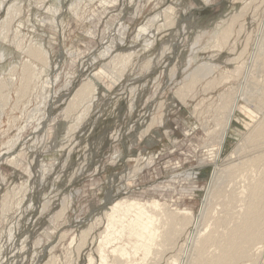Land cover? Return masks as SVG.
Wrapping results in <instances>:
<instances>
[{"label":"rangeland","instance_id":"1","mask_svg":"<svg viewBox=\"0 0 264 264\" xmlns=\"http://www.w3.org/2000/svg\"><path fill=\"white\" fill-rule=\"evenodd\" d=\"M114 1L6 0L0 7V26L12 4L20 9L0 35V83L10 92L2 115L0 106V264H113L112 248L126 237L107 246L104 262L97 251L110 195L192 211L175 247L135 263L190 264L218 218L200 217L211 187L219 182L236 195L215 200L224 204L217 206L223 233L241 223L247 189L264 175V160L251 162L264 158V141H247L264 120V0ZM162 11L175 23L147 48L138 31ZM233 17L240 19L218 49L215 38ZM33 45L47 51V64L29 57ZM209 59L208 77L194 74ZM27 61L36 72L21 99ZM98 72L95 100L69 111ZM89 223L87 243L74 250ZM250 255L237 264L262 260L264 240Z\"/></svg>","mask_w":264,"mask_h":264},{"label":"bare ground","instance_id":"2","mask_svg":"<svg viewBox=\"0 0 264 264\" xmlns=\"http://www.w3.org/2000/svg\"><path fill=\"white\" fill-rule=\"evenodd\" d=\"M104 1L106 0H103L102 3H105ZM116 1L117 0H115L114 2ZM5 2L6 0H2V2L0 3V7ZM109 4H113V2H110ZM15 5L16 4H12L9 7L7 19L0 26V35L4 34L5 31L8 32V29L10 27L9 24L14 19L15 14L19 12L20 9L16 10L14 8ZM188 11L189 9L188 10L186 9V12ZM241 15L243 14L240 13V16ZM239 19L240 18L238 17H233L231 25H229V27L223 30V32L219 37L215 38L216 47H218V49L224 46L226 40L233 33L232 32L233 28L235 24L238 23ZM175 20L176 19L170 16L167 11H162L154 15L153 17L148 18L147 22H145V24H143V26L140 27L137 37L140 39L141 37H143V35H147L148 39L146 42L147 44L145 46L147 48H150L151 45H154V43L159 40L157 38V35L159 33L164 32V30L170 25H173L175 23ZM183 27L185 28V30H187V26L184 25ZM17 33L20 34L18 30ZM4 39L5 37H3V40ZM173 45L174 43L164 44L161 50V56H163L167 51L168 52L172 51ZM208 45L211 46V43ZM174 47H176V44L174 45ZM27 54L29 55L30 58H34L35 61L39 60L41 62H44L45 64L48 63L47 60L48 53L47 51H45V49L42 46H36V45L29 46V48L27 49ZM211 59H209V62L205 61V63L203 64L201 63L202 65L198 66L194 74L200 73L203 77L205 76L208 77V74L211 71H213L211 64L212 62H210ZM35 69L36 68L32 66L31 62L27 61L26 63H24L23 79L25 85L24 88H22V91L20 90L21 91L20 97L21 96L23 97V95H25L28 92L27 90L29 88L30 81L35 76V72H36ZM101 74L102 72L95 73L94 75L92 74L93 76L91 77L90 82L81 86V88L74 96L73 100L70 102V105L68 107L70 108V110L68 109L69 111L74 112L79 104H82L84 102L89 103L95 100L94 96L98 91L97 82L100 81ZM197 77L198 75H196L193 78L191 83L195 82ZM4 83L2 82L0 83V106H2L1 115L3 113V109L6 108L7 105L10 103L9 102L10 96H8L10 92L7 94L6 92L7 83L6 84ZM190 85L187 88H189ZM238 98H243V97L239 96L237 97V99ZM18 102L17 104L20 103ZM261 106L262 108H264L263 105ZM258 123L259 124L252 129L250 136L247 139V141H250L256 146L263 144L264 141V120L261 123L260 122ZM240 149L239 151L241 152ZM5 159H6L5 154L1 155L0 163ZM262 160H264V158H261L260 161L252 160L251 162L258 164V162L261 163ZM263 176L264 175H262L261 176L262 178L257 180V182L253 186H250L247 189L246 195L243 198L247 202V204L246 207L244 208L243 214L240 215L242 217L241 223L236 225L232 229L228 230L227 232H223V233L220 232V229L223 228V225L225 224V218L223 219V217L222 218L219 217L222 214L219 213L217 206H224V204L215 203V200L216 199L219 200L221 198H225L227 200H233L236 195L234 196V193H230V194L224 193V186H219V182L216 183V186L211 187L210 189L211 193L206 199L203 208L201 209L200 217L201 219L203 218L207 219L208 217H218V218L212 219L215 222L210 231V234L200 241L199 247H195L196 258L192 260L190 264H237L242 260H245L249 257L251 258L250 254L252 249L258 243H261V241L264 240V177ZM230 178H231L230 180H232V175L230 176ZM215 180H217L216 177H214L213 181L215 182ZM108 200H109L108 201L109 207L105 210L107 227L100 234V244L97 249L98 253L101 254V260L103 262L106 260L105 250L107 246L112 245L114 242L117 243L123 237H126V241L123 245H120L119 247L115 246L114 248H112V254L114 255L113 264H135L139 256L142 257L141 260L142 263H144L150 256H153L154 258L162 257L166 247L172 248L176 246L177 239L182 234L183 226L188 225L189 221L194 216L193 212L190 210L187 209L180 210L176 208L170 209L165 204H162L157 201L151 203H140V202L130 201L127 199L115 200L114 197H111V195L108 198ZM244 200H241L243 206L245 205ZM228 203L234 205V203L232 202H228ZM65 209H63L62 211H64ZM60 214L61 213L59 212V215ZM90 225H89V229L86 230L87 228L86 226L84 231H80L81 232L79 233L80 236L78 235L79 236L78 244L75 239L76 236L72 240L71 245L74 244V242H76L75 246H77L75 247L74 250H80L87 243V238L91 234L90 231H92L91 230L92 225L91 226ZM206 247H212V248L214 247L215 251L211 254H207ZM256 259L257 260L253 261V264H264V258H262V260L261 258H256ZM89 260L91 261V259ZM46 264H53V262H48Z\"/></svg>","mask_w":264,"mask_h":264}]
</instances>
